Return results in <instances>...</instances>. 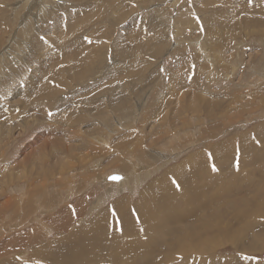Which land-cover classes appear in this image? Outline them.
Wrapping results in <instances>:
<instances>
[{"label":"rangeland","instance_id":"rangeland-1","mask_svg":"<svg viewBox=\"0 0 264 264\" xmlns=\"http://www.w3.org/2000/svg\"><path fill=\"white\" fill-rule=\"evenodd\" d=\"M263 7L264 0H0V128L9 130L0 136V222L6 224L0 234L8 236L12 234L8 229L17 232L20 227L27 228L23 224H36L24 218L26 204L21 201V193L29 190V185L33 191L51 197L50 200L55 197V203H59L51 206L52 211L49 207L41 208L42 225L49 228V232L43 228L44 233L51 241L55 233L44 220L64 208L74 210L72 205L76 201L89 200L85 203V214L96 200L103 201L104 207L126 196L137 202L139 193L166 168L202 150L210 157L209 151L226 141L232 140L225 153L230 163L243 160L245 152L239 151L241 138H248L251 146L257 140L255 134L262 132L264 126ZM135 43L145 46L144 50H138L137 56V64H144L140 86L139 82L135 85L137 82L130 81L129 75L113 79L116 72L131 71L128 56L134 55L132 51L136 48L130 45ZM77 57L78 60L72 61ZM213 57L220 63L219 74L214 76L210 73L216 70ZM76 73H82V77L78 78ZM32 81L35 86L30 87ZM96 81L101 83L95 87ZM40 82L41 88L53 87V98H44L46 89L38 92L41 84L36 83ZM112 94H119L116 98L127 96L124 107L128 111L133 109L131 119L137 116L132 130H116L118 125L122 127L123 121L118 118L123 115L121 111L108 109ZM87 96L92 102L85 106L80 101ZM192 96L202 97L208 105L210 101L215 104L204 108L203 100L199 104ZM136 102L150 110L146 116L141 111L134 113L139 110ZM176 103L179 106L174 107ZM197 104L200 107L194 112ZM178 111L187 113L173 118ZM223 116L227 119L223 120ZM97 119L102 121L101 126ZM171 119L177 125L183 120L188 122L187 127L175 130L174 135L179 134L176 138L170 135ZM94 127L103 133L108 127L112 135L104 143L88 140ZM142 127L144 133L153 135L145 139L139 150L160 155L163 151L170 158L163 166L159 162L151 164L147 156L150 164L142 165L147 172L139 182L127 179L130 171L120 172L118 168L124 159L132 160L126 156L131 150L119 152L126 144V135L137 134ZM100 131L93 135H99ZM262 135L264 140V132ZM173 143H181L184 148L171 153ZM57 144L74 151L59 149ZM17 147L19 151L14 154L12 151ZM28 155L33 156L31 165L26 163L31 157ZM263 159L260 154L258 163H263ZM109 163L115 165L108 166ZM214 168L210 171L221 170ZM252 171H256L253 166L242 169L243 174ZM110 174L126 178L110 186L111 181L105 179ZM250 176L256 181L260 177ZM118 184L123 186L117 187ZM260 188L258 183L257 189ZM239 191V199L230 197L219 202L220 213L246 210L244 206L238 209L225 206L241 200V196L249 200L258 198L259 192L250 186ZM11 200H15L13 207L19 211L15 222L7 223L11 209L7 202ZM255 211L253 219L257 216ZM32 213L28 217H39L36 211ZM220 213L213 222L219 226ZM90 216H85L84 221ZM74 222L72 230L79 225L77 219ZM27 253L25 257L14 253L10 257L22 260L29 257ZM214 254L229 259L246 256L253 264H264V247L247 256L233 249L231 240L217 247Z\"/></svg>","mask_w":264,"mask_h":264},{"label":"bare ground","instance_id":"bare-ground-1","mask_svg":"<svg viewBox=\"0 0 264 264\" xmlns=\"http://www.w3.org/2000/svg\"><path fill=\"white\" fill-rule=\"evenodd\" d=\"M256 21L260 22V20ZM262 22H264V20ZM130 48H136L133 51L131 49L134 55L128 56L132 61L131 71L127 72L126 69H123L121 72L117 73L115 69L116 73L113 75L117 77L113 76V79H122L120 75H129L130 81H134V83L137 82L135 85H138L139 82L140 86L144 64H142L143 66L137 64V56L138 50H144L145 46L135 43L134 45H130ZM122 54L123 53L120 55ZM128 54L130 53L128 52ZM74 60H78V57L72 61ZM212 62H214L216 70L210 71V73H213L214 76L215 74H219L220 67H218V65L220 63L219 60L216 62L215 57H213ZM208 66L207 64L206 68H208ZM84 70H87L86 67H84ZM76 76L80 78L82 77V73L81 75L76 73ZM34 82L30 87L34 85ZM100 83L101 82L96 81L94 84L95 87ZM134 83L132 85H134ZM36 84V86L41 84L38 92H44L45 89L47 90V94L44 97L45 99L54 97L52 93L55 92H51L53 87L49 88L47 84L48 88H41L43 82ZM124 84L125 83H123V85ZM139 86L138 88H141ZM143 86H145V84ZM101 88H103V86ZM120 88L122 87L120 86ZM105 89L106 86L104 87V91ZM112 95L113 96H111L108 101V109L114 110V112H116V110L121 111L124 117L118 118L119 121H123V123L122 127L118 125L119 128L116 130L121 132H123L122 130H132L137 123V116L131 119L133 109L129 108L131 110L128 111L126 108L127 106L124 107V105H127L125 104L127 102V96L125 98H116L119 94ZM193 97H195L197 103L203 100L202 107L204 108H208L215 104V102L210 101L208 105L207 101L202 97L192 96V98ZM85 98L86 99L80 101L81 104L88 105L92 102L89 96ZM102 99L104 100V98ZM138 103L139 102L135 103L136 106H138ZM142 103L140 107L138 106L139 110H135L134 113L137 112V114H139L141 111L140 114L146 116L150 110L147 109L146 106L143 107L144 105ZM177 106H179V104L176 103L174 107ZM199 107V105L197 107L194 105V112H197L195 109ZM185 113H187V111H178V113L173 114V118H177V116L179 117ZM102 114L103 113H101V115ZM98 119L96 121L99 122L101 126L102 121L100 122ZM126 119L131 120L129 122ZM226 119L227 118L223 116V120ZM161 121L163 122V119ZM174 121L171 119L169 127L171 131H173V134L171 133L170 135L176 138L179 134L174 135L175 130L187 127L188 122L183 120L177 125ZM197 121L199 122L198 119ZM99 123L97 124L99 125ZM190 125L192 124L190 123ZM171 126L173 128H171ZM98 128L94 127L93 134L100 131ZM4 130L6 129L3 128L2 132L0 130L1 137L4 135ZM7 132H9V130ZM89 132V137H87V139L95 141L96 143L101 140H103L102 143H104L105 140H108L110 134L112 135V131L108 127H106L105 133L100 131L101 133H99V135H93L92 131ZM263 132L264 126L262 127V132H257L255 134V140L257 139V142L254 140L256 143L254 142L251 146H249L250 142L248 143V141H246L248 138H241L242 144L239 151H244L245 153L241 156L243 160L238 161L237 164L230 163L229 157L225 155L226 150H229V147L231 148L232 140L229 139L231 141L222 142V144L219 143L216 148L211 149L209 151L210 157L205 154L207 152L204 153L202 150V152L200 151L187 155L180 164L166 168L159 177L151 181L142 191L140 190L141 192L139 193V200H137V202L130 200V196H126L124 199L114 200L112 204L104 207L103 201L96 200L94 203L90 204L89 211L85 214V203L89 200H81L76 201V203L72 205L75 208L74 210H71L73 209L71 207L70 209L64 208L61 211L57 210L59 213L54 214L52 217L50 213V218L47 217L46 220H43L46 224L53 227L55 236L51 241H49L43 229L45 228L47 232H49V228L47 229V227L42 225L40 216L42 215L41 208L49 207L52 211L51 206L54 205L56 198L53 197V200H50L51 197L47 198L46 195H43V192L33 191L31 185H29L30 189L21 193V201L26 204L24 218L27 221L32 219L36 224H33V226H28L30 224H23L22 226L27 228L21 229L20 227V230L17 232L8 229L7 231H11L12 233L8 236H6L5 233L4 235L0 234V264H253L246 256L245 259H238L236 257L229 259L215 256L214 250L223 245L227 240H231L232 248L239 253L245 252L247 254L264 247V159L263 163H258L260 154L264 155V140H261ZM142 133H144V127H142L140 131H137V134L134 132L128 133L127 135L125 134L127 138L126 144L122 145L119 150L120 153L127 149L131 150L132 152L126 153V156H129L132 160L124 159V161L120 163L118 171H130V173L127 174V179L128 177L135 178L134 180H139V182L142 181V178H140L141 175L147 172L142 165L148 162V159L151 164L159 162L161 165L165 166V162L170 158L163 151L162 155L159 153H152L150 150L143 154L139 149L144 146L143 142L145 139H151L153 134L146 131L142 138ZM72 135L78 137L77 134ZM166 140L167 139H165L164 142ZM56 147L64 151H74L71 147L61 146L60 144H57ZM183 148L181 143H173L170 147V152L174 153ZM18 151L19 148L17 147L12 152L15 154V152L17 153ZM40 154L42 156V152ZM28 156L31 157L27 159L26 163L31 165L33 164V156ZM114 165V163L108 164V166ZM247 166H253L256 171L243 174L242 169ZM213 167L221 169L219 170L220 172L215 173V171H210V168L213 170ZM56 168H58L57 162L54 164V169ZM250 174H254L255 177L256 174L260 176L258 177V181L252 178ZM108 176L105 178L107 181H109L107 178ZM119 176H121L122 179L117 182H122L124 178H126L124 175ZM110 181V186H116L114 180ZM228 183L231 187L227 185ZM258 183L261 185L260 189H257ZM118 186L122 187L123 185L118 184L117 187ZM248 186L259 192L257 200H249L241 196V200L227 203L225 206L228 208L234 207L236 209L244 206L246 210H243L242 213L235 210H228L220 213L219 208L222 209V205H219L220 201L229 200L230 197L239 199V190ZM28 191L30 193H28ZM14 202L15 200L7 202L8 206L10 205L11 208L9 216L7 217V223L15 222L17 218L16 213L19 209L13 207ZM239 202L241 204H238ZM57 204L59 203H55V206H57ZM40 205L43 207H40ZM256 209L258 212L255 211ZM95 210H97L96 213H94ZM34 211L37 212L39 217H28L29 215H33L32 212ZM254 211L257 215L255 219H253L252 215ZM219 213L222 219L221 226H219L218 223H213ZM84 214L85 216L91 215L88 217V219L90 218L88 221H84L87 219ZM83 216L84 218L82 220ZM239 216L243 218H239ZM25 219H23L22 222H24ZM76 219L79 225L76 229L72 230V226H75L74 220ZM3 224L4 223L0 222V230ZM23 249L25 251H23ZM211 249H213V252L210 251ZM26 252L29 253V257L22 260L17 257H25ZM13 253L17 256L11 258L10 255ZM248 255L249 254H247V256ZM179 259L180 261H178Z\"/></svg>","mask_w":264,"mask_h":264},{"label":"snow or ice","instance_id":"snow-or-ice-1","mask_svg":"<svg viewBox=\"0 0 264 264\" xmlns=\"http://www.w3.org/2000/svg\"><path fill=\"white\" fill-rule=\"evenodd\" d=\"M213 170H215V168L213 169ZM110 179L111 180H114V181H119L120 179H122L121 177H119V176H112V177H110Z\"/></svg>","mask_w":264,"mask_h":264},{"label":"water","instance_id":"water-1","mask_svg":"<svg viewBox=\"0 0 264 264\" xmlns=\"http://www.w3.org/2000/svg\"><path fill=\"white\" fill-rule=\"evenodd\" d=\"M114 175H115V176H119V175H116V174H112V175H110V176L107 177L108 180H111L110 177H112V176H114ZM119 177H121V176H119Z\"/></svg>","mask_w":264,"mask_h":264}]
</instances>
